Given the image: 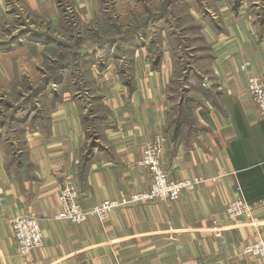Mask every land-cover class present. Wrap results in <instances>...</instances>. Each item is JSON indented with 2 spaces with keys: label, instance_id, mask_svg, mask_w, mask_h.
<instances>
[{
  "label": "crops",
  "instance_id": "1",
  "mask_svg": "<svg viewBox=\"0 0 264 264\" xmlns=\"http://www.w3.org/2000/svg\"><path fill=\"white\" fill-rule=\"evenodd\" d=\"M139 1L0 0V41L18 36L0 48V93L24 75L50 92L44 110L10 119L19 133H0V264H261L243 247L264 236V118L247 85L249 75L264 76V5L216 0V15L195 18L203 44L189 57L184 47L180 68L165 40L154 54L141 39L84 44L83 29L103 10ZM156 137L171 177L204 181L103 221L55 218L65 181L77 183L84 207L150 188L138 162ZM239 194L251 213L230 217L227 203ZM21 213L39 219L45 239L28 255L10 222Z\"/></svg>",
  "mask_w": 264,
  "mask_h": 264
},
{
  "label": "rangeland",
  "instance_id": "2",
  "mask_svg": "<svg viewBox=\"0 0 264 264\" xmlns=\"http://www.w3.org/2000/svg\"><path fill=\"white\" fill-rule=\"evenodd\" d=\"M169 1L172 0H140L138 4L123 9L103 10L100 18L94 20L91 27L83 29L84 44L92 47L99 35L116 33L117 27L118 34L116 33V35L119 36L123 34L119 32L121 30L126 31V36H130L132 35L131 31L137 29L133 36L134 39L147 41L153 54L156 50L158 51V48L163 47L165 40L175 57V66L180 68L183 64L187 65L188 63L184 59L182 62L181 59L182 54L185 56L186 49L184 47L188 48L187 56L189 57L191 51L193 52L192 48H189L191 45H200V42L203 44L198 28L199 22L195 18L200 14L204 16V13L208 12L211 15H216L218 11L215 7L216 0H177L173 3ZM231 1L238 3L241 0ZM245 1L250 4L260 3L262 6L264 5V0ZM260 10L263 11L262 8ZM146 19L149 21L144 25L143 22ZM61 32L68 37L73 34L70 27L61 29ZM124 43L129 44L128 41H123ZM120 44H122L121 41L117 43V45ZM57 48L59 47L50 51L56 52ZM125 49H132V46ZM128 54H131V51L128 50ZM31 80L24 75L15 81V86L13 85L11 90L0 93V133L20 132L22 128L13 126L12 122L10 123V119L15 118L19 111L29 113L34 108V112H36L35 108L37 107L38 111H41V108L44 110L47 95L50 92L41 89L38 93H34L35 89L44 82V79L35 84L31 83ZM176 92L175 94L179 96L180 90ZM37 103L39 105H36Z\"/></svg>",
  "mask_w": 264,
  "mask_h": 264
},
{
  "label": "built area",
  "instance_id": "3",
  "mask_svg": "<svg viewBox=\"0 0 264 264\" xmlns=\"http://www.w3.org/2000/svg\"><path fill=\"white\" fill-rule=\"evenodd\" d=\"M208 85V82L204 83ZM248 89L252 99L259 108L260 116L264 118V76L251 74L248 77ZM163 144L159 137L148 144L139 164L146 166L152 177L151 186L124 194L119 198H105L90 207H84L80 201V191L75 181H65L59 193L61 208L56 213L57 220L80 224L90 216L105 220L111 212L120 206L130 205L149 199L175 200L184 190H193L204 181L202 177H186L175 179L171 177L162 161ZM227 213L230 217H239L251 213V203L239 194L227 203ZM18 251L28 255L34 248L44 244V234L39 219L31 214L21 213L10 219ZM243 252L255 255L264 264V236H260L243 247Z\"/></svg>",
  "mask_w": 264,
  "mask_h": 264
},
{
  "label": "trees",
  "instance_id": "4",
  "mask_svg": "<svg viewBox=\"0 0 264 264\" xmlns=\"http://www.w3.org/2000/svg\"><path fill=\"white\" fill-rule=\"evenodd\" d=\"M175 1H177V0H172V1H169V2H171V3H173V2H175ZM149 20L148 19H146L143 23H144V25H145V23L146 22H148ZM117 29H118V27H117ZM116 29V31L118 32V30ZM137 30V29H136ZM136 30H133V31H131L132 32V35H130V36H126L125 34H126V31H123V30H121V31H119L120 33H123V34H121L120 36L119 35H116V33H113V34H107V35H100V36H98V39H97V41L95 42V45H97L98 47H106V46H109V45H112V44H115V43H118V42H123V41H130V40H133L135 37H133L134 36V34H135V32H136ZM141 31H142V29H140ZM130 32V31H129ZM19 34H24V33H19ZM118 34V33H117ZM129 34H131V33H129ZM16 38H18V36H15V37H12L10 40H1L0 41V48L1 47H3V46H6L7 44H9V43H11V42H13ZM67 44H69L70 45V49H69V51H70V53H71V50L72 49H76V51H77V47H74L73 45L74 44H70V43H67ZM156 52H157V50H156ZM70 53L67 55L66 54V56L64 55V57H62L63 59H61V60H58L57 61V63H56V65H57V68L55 67V71H54V74L53 75H51V78H57V77H59V72H60V67H62V66H66V62H68V61H71L72 60V57H69V55H70ZM46 81H44L41 85H39L36 89H35V91H34V93H38L41 89H43L45 86H46ZM86 156V154L84 155V157Z\"/></svg>",
  "mask_w": 264,
  "mask_h": 264
},
{
  "label": "water",
  "instance_id": "5",
  "mask_svg": "<svg viewBox=\"0 0 264 264\" xmlns=\"http://www.w3.org/2000/svg\"><path fill=\"white\" fill-rule=\"evenodd\" d=\"M78 51H79V52H81V51H86V48H79Z\"/></svg>",
  "mask_w": 264,
  "mask_h": 264
}]
</instances>
